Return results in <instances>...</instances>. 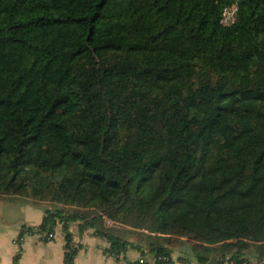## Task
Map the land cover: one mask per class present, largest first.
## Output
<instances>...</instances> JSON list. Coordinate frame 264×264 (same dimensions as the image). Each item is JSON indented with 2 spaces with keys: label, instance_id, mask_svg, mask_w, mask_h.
Listing matches in <instances>:
<instances>
[{
  "label": "trees",
  "instance_id": "obj_1",
  "mask_svg": "<svg viewBox=\"0 0 264 264\" xmlns=\"http://www.w3.org/2000/svg\"><path fill=\"white\" fill-rule=\"evenodd\" d=\"M0 195L57 205L36 230L63 224L68 264L71 221L129 246L68 206L166 236L151 253L246 261L264 245V0H0Z\"/></svg>",
  "mask_w": 264,
  "mask_h": 264
},
{
  "label": "crops",
  "instance_id": "obj_2",
  "mask_svg": "<svg viewBox=\"0 0 264 264\" xmlns=\"http://www.w3.org/2000/svg\"><path fill=\"white\" fill-rule=\"evenodd\" d=\"M55 203L40 201L25 197H12L0 195V262L1 264H68L66 234L61 222H58L54 232L55 238L51 241L45 239V233L36 228L43 223L48 211H54ZM62 207V206H60ZM66 214L72 212L89 213L92 218L101 216L98 210H85L78 207H65ZM104 226L112 235L129 244L127 250L118 259L109 253L111 244L106 238L100 236L97 230L89 227L86 220L71 221L68 224L72 242L71 248L76 250L74 264H137L138 259L151 252L152 245L167 248L166 236L155 238L154 234H146L121 224H109L103 218ZM31 228L33 233H25ZM192 247L188 242L171 253L174 264H201L197 257L190 255ZM222 256L212 254L205 264H229ZM251 264H264V245H255L241 257Z\"/></svg>",
  "mask_w": 264,
  "mask_h": 264
},
{
  "label": "built area",
  "instance_id": "obj_3",
  "mask_svg": "<svg viewBox=\"0 0 264 264\" xmlns=\"http://www.w3.org/2000/svg\"><path fill=\"white\" fill-rule=\"evenodd\" d=\"M239 7L237 4H233L228 6L224 9L221 17V25L224 27H231L237 22ZM101 216L107 218L106 216L101 213ZM108 219V218H107ZM109 220V219H108ZM109 224H116L115 222L109 220ZM46 240L51 241L55 238V232L52 234H47L44 236ZM182 264H188L187 261L181 262ZM137 264H174L172 258L168 255H162L159 253H151L147 252L146 254L142 255ZM229 264H238L234 261H229ZM241 264H251L249 261H244Z\"/></svg>",
  "mask_w": 264,
  "mask_h": 264
},
{
  "label": "rangeland",
  "instance_id": "obj_4",
  "mask_svg": "<svg viewBox=\"0 0 264 264\" xmlns=\"http://www.w3.org/2000/svg\"><path fill=\"white\" fill-rule=\"evenodd\" d=\"M144 231H147V230H144ZM146 234H148L149 232L147 231V232H145ZM164 235H162V234H154V236L153 237H155V238H159V237H163ZM189 253H190V255H194V251L192 250V252L191 251H189Z\"/></svg>",
  "mask_w": 264,
  "mask_h": 264
}]
</instances>
